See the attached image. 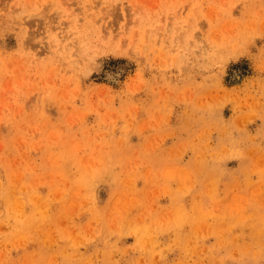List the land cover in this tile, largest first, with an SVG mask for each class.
<instances>
[{
    "label": "rangeland",
    "instance_id": "374dc122",
    "mask_svg": "<svg viewBox=\"0 0 264 264\" xmlns=\"http://www.w3.org/2000/svg\"><path fill=\"white\" fill-rule=\"evenodd\" d=\"M0 264H264V0H0Z\"/></svg>",
    "mask_w": 264,
    "mask_h": 264
},
{
    "label": "bare ground",
    "instance_id": "6f19581e",
    "mask_svg": "<svg viewBox=\"0 0 264 264\" xmlns=\"http://www.w3.org/2000/svg\"><path fill=\"white\" fill-rule=\"evenodd\" d=\"M194 209H195V211H194V210H193V211L196 213L197 209H196V207H195V206H194ZM195 213H194V214H195Z\"/></svg>",
    "mask_w": 264,
    "mask_h": 264
}]
</instances>
